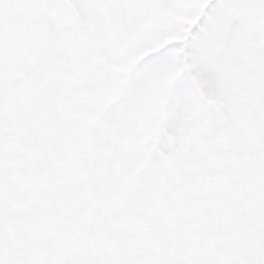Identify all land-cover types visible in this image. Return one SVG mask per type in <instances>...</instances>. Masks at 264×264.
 Returning a JSON list of instances; mask_svg holds the SVG:
<instances>
[{
    "label": "snow or ice",
    "instance_id": "obj_1",
    "mask_svg": "<svg viewBox=\"0 0 264 264\" xmlns=\"http://www.w3.org/2000/svg\"><path fill=\"white\" fill-rule=\"evenodd\" d=\"M0 264H264V0H0Z\"/></svg>",
    "mask_w": 264,
    "mask_h": 264
}]
</instances>
